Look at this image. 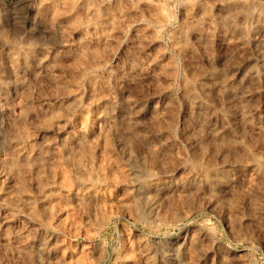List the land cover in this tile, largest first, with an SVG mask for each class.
Listing matches in <instances>:
<instances>
[{
    "label": "rangeland",
    "instance_id": "374dc122",
    "mask_svg": "<svg viewBox=\"0 0 264 264\" xmlns=\"http://www.w3.org/2000/svg\"><path fill=\"white\" fill-rule=\"evenodd\" d=\"M263 77L264 0H0V264H264Z\"/></svg>",
    "mask_w": 264,
    "mask_h": 264
},
{
    "label": "bare ground",
    "instance_id": "6f19581e",
    "mask_svg": "<svg viewBox=\"0 0 264 264\" xmlns=\"http://www.w3.org/2000/svg\"><path fill=\"white\" fill-rule=\"evenodd\" d=\"M193 13V12H192ZM161 16V15H160ZM253 21V20H252ZM257 22V21H256ZM259 23H260V21H259ZM220 26V25H219ZM257 26H258V24H257ZM211 27V26H210ZM260 29V28H259ZM222 30H223V28H222ZM231 30V29H230ZM217 31V30H216ZM229 32V31H228ZM255 35V34H254ZM253 35V36H254ZM257 36V35H256ZM255 36V37H256ZM101 37V36H100ZM104 38H105V35L103 36ZM225 39V38H224ZM94 41V40H93ZM100 41V40H99ZM261 55V54H260ZM157 56V55H156ZM129 59V58H128ZM155 59V58H154ZM95 65V64H94ZM106 68V67H105ZM235 68V67H234ZM107 70V69H106ZM23 71V70H22ZM235 71V70H234ZM251 71V70H250ZM26 72V71H25ZM24 73V72H23ZM251 73V72H250ZM229 75V74H228ZM238 77V76H237ZM264 78V77H263ZM22 79V78H21ZM210 79V78H209ZM23 81V80H22ZM116 81V80H115ZM204 81V80H203ZM18 82V81H17ZM228 82V81H227ZM229 82H232V81H229ZM234 82V81H233ZM24 83V82H23ZM20 84V83H19ZM14 85V84H13ZM18 85V84H17ZM203 86V85H202ZM2 87V86H1ZM118 87V86H117ZM215 88V87H214ZM211 89V88H210ZM73 96V95H72ZM122 96H124V95H122ZM75 98V97H74ZM112 98V97H111ZM103 100V99H102ZM122 103V102H121ZM105 104V103H104ZM109 104V103H108ZM119 104V103H118ZM124 104V103H123ZM92 105V104H91ZM131 107V106H130ZM104 108V107H103ZM126 108V107H125ZM131 110V109H130ZM107 110H105V112H106ZM109 111V110H108ZM100 112V111H99ZM124 113V112H123ZM106 114V113H105ZM110 114V113H109ZM138 114V113H137ZM242 115V114H241ZM108 116V115H107ZM101 117V116H100ZM64 131V130H63ZM213 131V130H212ZM71 134V133H70ZM219 134V133H218ZM60 135V134H59ZM77 142V141H76ZM16 143V142H15ZM66 143V142H65ZM41 144V146H42V144H43V142H41L40 143ZM45 144V143H44ZM43 144V145H44ZM46 145V144H45ZM37 147H38V145H37ZM21 148V147H20ZM40 148V147H39ZM43 148V147H42ZM46 148V147H45ZM19 149V148H18ZM17 150V149H16ZM40 150V149H39ZM37 155V154H36ZM85 186V185H84ZM92 187V186H91ZM85 188V187H84ZM45 198V197H44ZM171 258V257H170ZM179 264V263H178Z\"/></svg>",
    "mask_w": 264,
    "mask_h": 264
}]
</instances>
